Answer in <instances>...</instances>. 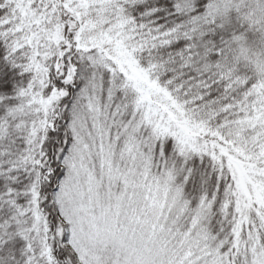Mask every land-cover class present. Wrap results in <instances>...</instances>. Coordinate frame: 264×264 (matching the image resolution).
Instances as JSON below:
<instances>
[{
    "label": "snow or ice",
    "instance_id": "snow-or-ice-1",
    "mask_svg": "<svg viewBox=\"0 0 264 264\" xmlns=\"http://www.w3.org/2000/svg\"><path fill=\"white\" fill-rule=\"evenodd\" d=\"M0 264H264V0H0Z\"/></svg>",
    "mask_w": 264,
    "mask_h": 264
}]
</instances>
